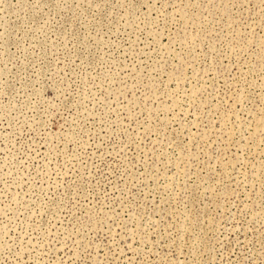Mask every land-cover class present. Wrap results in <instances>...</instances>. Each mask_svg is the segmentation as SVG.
Here are the masks:
<instances>
[{
    "label": "rangeland",
    "instance_id": "obj_1",
    "mask_svg": "<svg viewBox=\"0 0 264 264\" xmlns=\"http://www.w3.org/2000/svg\"><path fill=\"white\" fill-rule=\"evenodd\" d=\"M0 264H264V0H0Z\"/></svg>",
    "mask_w": 264,
    "mask_h": 264
}]
</instances>
